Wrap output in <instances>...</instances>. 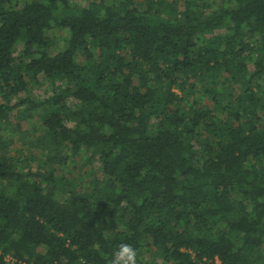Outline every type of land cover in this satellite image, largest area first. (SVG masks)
I'll use <instances>...</instances> for the list:
<instances>
[{"label":"trees","instance_id":"16d2710c","mask_svg":"<svg viewBox=\"0 0 264 264\" xmlns=\"http://www.w3.org/2000/svg\"><path fill=\"white\" fill-rule=\"evenodd\" d=\"M121 243L264 264V0H0V264Z\"/></svg>","mask_w":264,"mask_h":264},{"label":"clouds","instance_id":"9594fccd","mask_svg":"<svg viewBox=\"0 0 264 264\" xmlns=\"http://www.w3.org/2000/svg\"><path fill=\"white\" fill-rule=\"evenodd\" d=\"M138 252L137 250L127 244L121 243L117 250L107 260V264H138Z\"/></svg>","mask_w":264,"mask_h":264},{"label":"rangeland","instance_id":"374dc122","mask_svg":"<svg viewBox=\"0 0 264 264\" xmlns=\"http://www.w3.org/2000/svg\"><path fill=\"white\" fill-rule=\"evenodd\" d=\"M76 1L79 2V3H81V4H84V3H86L87 0H76ZM135 1H136V4H137L140 8H143V0H135ZM182 1H183V0H178V2H179L180 4H182ZM199 2H201V0H199ZM181 6H182V5H180V7H181ZM42 92H43V87H42L41 84H38L37 86H34V87L32 88L30 94H32L33 96H37V95L41 94ZM21 95H25V94L22 93ZM15 113H16V112H13V113H12V116H11V120H12L13 123H16V121H19V120L17 119V115H15ZM20 121H21V125H22L23 127H26V129H29L28 125H32V123H33L34 120L31 119V120H29L27 123H26V120H20ZM27 124H28V125H27ZM40 129H41V128H40ZM19 145H20V144H18V142H16L14 145H12V146H11L12 151H13V149L17 148ZM77 173H80V172L77 170V171H75V174H77ZM7 259H9V257H8Z\"/></svg>","mask_w":264,"mask_h":264}]
</instances>
